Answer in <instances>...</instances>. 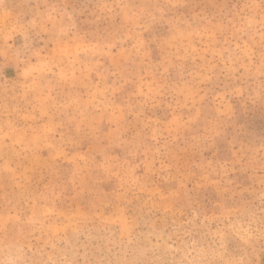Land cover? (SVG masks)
<instances>
[{"label":"rangeland","instance_id":"rangeland-1","mask_svg":"<svg viewBox=\"0 0 264 264\" xmlns=\"http://www.w3.org/2000/svg\"><path fill=\"white\" fill-rule=\"evenodd\" d=\"M0 264H264V0H0Z\"/></svg>","mask_w":264,"mask_h":264}]
</instances>
